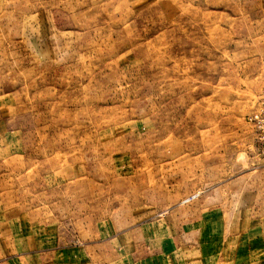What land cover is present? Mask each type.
I'll return each mask as SVG.
<instances>
[{
	"label": "rangeland",
	"instance_id": "1",
	"mask_svg": "<svg viewBox=\"0 0 264 264\" xmlns=\"http://www.w3.org/2000/svg\"><path fill=\"white\" fill-rule=\"evenodd\" d=\"M261 102L264 0H0V224L112 264L113 233L197 206L264 255Z\"/></svg>",
	"mask_w": 264,
	"mask_h": 264
},
{
	"label": "crops",
	"instance_id": "2",
	"mask_svg": "<svg viewBox=\"0 0 264 264\" xmlns=\"http://www.w3.org/2000/svg\"><path fill=\"white\" fill-rule=\"evenodd\" d=\"M192 211V214L187 213L189 218L182 221H179L180 218L174 220L172 216L146 219L131 223L136 225L135 229L113 233L108 239L109 244L113 243V260L109 263L212 264L215 258L214 263L217 264L221 258L225 264L240 260H245L244 264H264L263 251L258 249L257 254L250 252L249 236L244 235L248 234L247 226L245 230H241L233 223L236 219L234 211L228 217L223 213L222 217L225 218L219 221L216 214H210L206 210L204 212L197 206ZM181 213L186 212H180V217L183 215ZM106 223L98 225L97 233L95 232L97 242L105 240H98V237L105 235ZM236 231L241 233L240 237L232 236ZM91 242H84L87 248L81 249L74 244H59L57 234L51 229L27 225L25 220H17L12 225L0 224V264H87L89 262H80L78 259L88 256L89 250L93 251L91 256L95 260L98 258L104 261L106 254L99 250L96 252L97 247L89 249ZM97 245L100 247L99 243ZM245 250L247 252L244 254ZM106 263L108 262L100 264Z\"/></svg>",
	"mask_w": 264,
	"mask_h": 264
},
{
	"label": "built area",
	"instance_id": "3",
	"mask_svg": "<svg viewBox=\"0 0 264 264\" xmlns=\"http://www.w3.org/2000/svg\"><path fill=\"white\" fill-rule=\"evenodd\" d=\"M248 120L252 125L258 144L264 148V102H261L259 106L248 116ZM189 199H186V201Z\"/></svg>",
	"mask_w": 264,
	"mask_h": 264
}]
</instances>
